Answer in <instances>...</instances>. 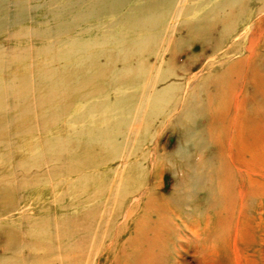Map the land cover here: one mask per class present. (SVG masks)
<instances>
[{
    "label": "rangeland",
    "instance_id": "374dc122",
    "mask_svg": "<svg viewBox=\"0 0 264 264\" xmlns=\"http://www.w3.org/2000/svg\"><path fill=\"white\" fill-rule=\"evenodd\" d=\"M89 1L0 0V264H125L104 158L165 168L188 218L221 148L264 142V0Z\"/></svg>",
    "mask_w": 264,
    "mask_h": 264
},
{
    "label": "bare ground",
    "instance_id": "6f19581e",
    "mask_svg": "<svg viewBox=\"0 0 264 264\" xmlns=\"http://www.w3.org/2000/svg\"><path fill=\"white\" fill-rule=\"evenodd\" d=\"M28 1L30 2V0H28ZM227 1H229V0H227ZM247 1H249V0H247ZM74 2H76V1H74ZM220 2H222V1H220ZM18 3H20V2H18ZM56 3H57V1H56ZM7 4H9V2ZM13 5L16 6L15 4H13ZM80 5H81V3H80ZM54 6H55V4H54ZM70 6H72V5H70ZM47 7H49V6H47ZM57 7H60V6H57ZM61 7H63V6L61 5ZM190 7H189V9H190ZM198 7H200V6H198ZM27 8H29V7H27ZM175 8H177L176 5H175ZM24 9H26V8H24ZM37 9H39V8H37ZM2 10H1V12L4 13V11H2ZM60 10H57V11H60ZM13 11H15V9ZM167 12H169V10ZM191 13H192V11H191ZM56 14L57 13H55V15ZM171 18H172V16H171ZM258 22H259V19H258ZM0 24H4V19H0ZM17 25H20V24H17ZM37 33H38V31H37ZM38 37H40V36H38ZM164 39H165V37H164ZM175 48H177V47H175ZM39 50H41V49H39ZM123 59H125V58H123ZM122 63H123V61H122ZM86 68H88V67H86ZM86 68H84V69H86ZM91 68L93 69L94 67H91ZM91 68H90V70H91ZM80 69L82 70L83 68H80ZM72 72H70V73H72ZM77 72L78 71H76V73ZM81 72L82 71H79L78 74H80ZM76 73H74V74H76ZM78 74L76 76H78ZM87 74H89V73H87ZM126 74H128V73H126ZM128 75H127V77H128ZM85 77H87V76L85 75ZM85 80H87V78ZM88 81L90 82V80H88ZM91 81H93V80H91ZM45 82H47V81H45ZM149 83H150V81H149ZM25 84L27 86L30 83L29 84L25 83ZM56 84H58V83H56ZM78 84H80V83H78ZM83 84L85 85V83H83ZM31 85H30V87H31ZM260 85H263V83L262 84L260 83ZM171 86H172V84H171ZM171 86H170V88H171ZM38 88H40V87H38ZM66 88H68V87H66ZM66 88H65V90H68ZM35 90H36V88H35ZM76 90H75V92H76ZM81 90L82 89H80L79 91H81ZM36 91H40V90H36ZM165 92H167V90H165ZM40 93H41V91H40ZM62 93H61V96H62ZM158 93H159V91H158ZM16 94H14V95H16ZM33 94H35V93H33ZM66 94L67 93L65 92V95ZM68 94L70 95L69 90H68ZM14 95H12V96H14ZM54 95H56L55 91H54ZM81 95H83V94H81ZM148 95H150V93ZM157 95L158 94H156V96ZM52 96H53V94H52ZM63 96H64V94H63ZM64 98H65V96H64ZM80 98H82V97H80ZM163 98H164V96H163ZM40 100H43V99H40ZM155 100H156V98H155ZM155 100H153V101H155ZM18 101H19V99H18ZM44 101H46V100H44ZM63 101H65V100H63ZM141 103H143V102H141ZM30 106H31V104H30ZM38 107H39V105H38ZM239 107H238V109H239ZM30 108H29V110H30ZM40 109H41V106H40ZM137 109H141V108L140 107L138 108V106H137ZM16 110H17V108H16ZM56 110H58V109H56ZM31 111H33V110H31ZM81 114H82V112H81ZM52 118L53 117H51L50 120H53ZM253 119L251 118V120H253ZM40 120H42V119L40 118ZM44 120H46V119H44ZM50 120H47V121H50ZM58 120L59 119H57V121ZM254 120H256V119H254ZM54 121H50V122L55 123ZM249 122H251V121H249ZM256 122H257V120H256ZM51 123H49V124H51ZM246 123H248V122H246ZM252 123H255V122H252ZM56 124H57V122H56ZM250 125H251V123H250ZM45 126H47V125H45ZM52 126H54V125H52ZM257 126H258V124L256 125V127ZM49 127H46V128H49ZM247 127H249V126H247ZM247 127H246V129H247ZM250 130H252V128ZM255 130H256V128H255ZM105 134H106V132H105ZM246 134L247 133L243 132V133H241L242 136L238 135L239 137L240 136L243 137V138L238 139V141H240V143H243L244 139L248 136V134L247 135ZM252 134H253V132H252ZM102 136H103V134H102ZM259 136L261 137V135H259ZM255 137H257V136H255ZM258 138H256V139H258ZM260 140H263V138H261ZM256 141H258V140H256ZM221 142H222V140H221ZM250 142H252V141L248 140L247 142H244V144H242V145H244V147L238 146V147H240V149L239 150L236 149L237 153L234 152V150H233V149H235L236 146L235 147L233 146L230 148H224V149L221 148V154H220L221 163L218 167H216L217 170L215 169V173H217V177H216V179H213L212 181H210V186L207 185L206 188L202 187V190H204V192L207 194V198L209 199L207 206L204 207L203 209H198L196 207V202L199 201V197L198 196L192 197V199H193L192 203L194 205L192 204L193 209L191 211V214L193 216L189 215V212L187 210L188 215H189L188 218L183 217L180 213L181 212L180 210H182V209L177 208V205L175 207L173 205V201L172 200H171L172 202L170 201V198L175 195L174 192L170 193L169 195H165V193L163 194V192L165 190H167V184L165 183V178L167 177V174H166L165 168L159 166L158 164H154V163H151V164L135 163V165L130 166V164H128L129 162H127V160H126L128 157L130 158V154L128 155L126 153H125L126 155L123 154L122 156H120L121 157L120 162H117V160L120 158L117 154H115V156L112 155L111 159L104 158L102 160V162H100V165L103 164L102 167L107 166V168L103 171V173H105V175H106L105 176L106 179H105V183H104L103 188H105V186L108 187V184L111 181H117L119 183V184H113L109 187L108 197L106 199H104V201L109 203L113 200L112 204L117 203L119 205V208H120L119 211L120 212L119 213L117 211L112 212L111 210L107 211V209L104 208V211L102 212L103 215L99 219V225H101V227H103V225H106L107 222H109L108 216L111 218L112 221H116V222L118 220L120 221L117 224L119 226V228L121 229L118 232V234H119V236H123L122 233H124L126 235L125 243L123 246V250L125 253L124 254V258H125L124 263L125 264H264V253H263L264 251L260 247V246H262V244H264V142H262L263 143L262 145L259 144L260 145L259 147H253L252 146V145L255 146L256 142H254L255 144H252L251 146L246 145ZM218 154H219V152H218ZM132 157H134V156H132ZM87 162H88V159H87ZM116 163H117V165H116ZM108 165H111V166L108 168ZM87 168H88V166H87ZM171 168H174V165H172ZM143 170H144V172H143ZM132 173H134V174H138V173L145 174V175H143V179H144V177H145V179L143 180V182L139 183L135 187H132L131 185H129V187H128L127 184L131 180ZM174 177H177V175H174ZM175 183L176 184L174 186L178 187L179 181L177 180ZM188 189L189 188H187L185 191H188ZM93 196L94 195L91 196V199H93ZM175 200H176V198H175ZM90 214L92 216V219H96V212L93 211ZM96 225H97V223H96ZM61 233H64V232L60 231L59 235ZM177 239H178V241H177ZM131 249H133V251H130Z\"/></svg>",
    "mask_w": 264,
    "mask_h": 264
}]
</instances>
